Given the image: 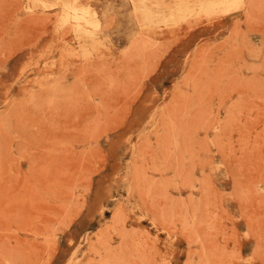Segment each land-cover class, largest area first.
<instances>
[{
    "label": "rangeland",
    "instance_id": "374dc122",
    "mask_svg": "<svg viewBox=\"0 0 264 264\" xmlns=\"http://www.w3.org/2000/svg\"><path fill=\"white\" fill-rule=\"evenodd\" d=\"M0 264H264V0H0Z\"/></svg>",
    "mask_w": 264,
    "mask_h": 264
}]
</instances>
